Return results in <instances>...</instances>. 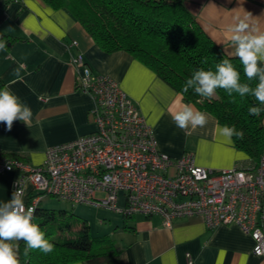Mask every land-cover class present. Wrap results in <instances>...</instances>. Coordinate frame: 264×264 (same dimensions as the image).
<instances>
[{
  "label": "crops",
  "instance_id": "0c3cea01",
  "mask_svg": "<svg viewBox=\"0 0 264 264\" xmlns=\"http://www.w3.org/2000/svg\"><path fill=\"white\" fill-rule=\"evenodd\" d=\"M183 5L228 57H233L229 53L234 48L227 29L237 17L250 13L252 23L264 31V0H183ZM0 41L6 44L0 49L3 89L32 110L27 125L17 120L7 131L0 123V157L17 156L38 166L47 148L94 130L89 114L93 101L77 89L76 70L69 64L71 57L80 54L92 73L118 83L153 129L160 151L172 158L191 152L196 165L214 171L251 167L232 139L219 135L221 125L209 113L202 111L209 116L204 128L179 129L172 114L189 103L129 53H104L66 10L53 9L42 0H0ZM18 176L16 170L0 175V202L10 198ZM96 208L103 209L106 221L96 234L114 241L120 264H187V255L192 264H264V255L252 253L253 240L234 225L210 230L200 216H190L165 226L157 215L125 218ZM13 243L19 246L20 241Z\"/></svg>",
  "mask_w": 264,
  "mask_h": 264
},
{
  "label": "built area",
  "instance_id": "2783aa9c",
  "mask_svg": "<svg viewBox=\"0 0 264 264\" xmlns=\"http://www.w3.org/2000/svg\"><path fill=\"white\" fill-rule=\"evenodd\" d=\"M69 64L77 89L93 101L94 130L47 148L38 166L0 157V175L19 173L12 192L19 185L26 207L36 209L44 196H53L125 218L157 215L165 226L200 216L210 230L238 227L253 240L252 253L264 255V151L247 169H207L188 151L172 158L159 150L153 129L115 80L92 73L80 54Z\"/></svg>",
  "mask_w": 264,
  "mask_h": 264
},
{
  "label": "trees",
  "instance_id": "16d2710c",
  "mask_svg": "<svg viewBox=\"0 0 264 264\" xmlns=\"http://www.w3.org/2000/svg\"><path fill=\"white\" fill-rule=\"evenodd\" d=\"M53 9H63L78 21L104 53L125 51L152 70L179 93L184 102L212 115L221 125L234 126L242 137H231L234 146L256 165L264 151V112L250 115L249 108L264 107L252 95L243 98L217 88L211 98L189 89L186 81L203 68L215 71L222 59H230L240 72L241 83L249 82L238 57L226 56L199 28L183 5V0H42ZM4 83L0 78V89ZM17 160H24L13 156ZM33 223L54 245L47 254L38 249L24 255L26 244L19 243L20 264H120L119 248L109 236H92L89 225L75 226L65 211L36 208Z\"/></svg>",
  "mask_w": 264,
  "mask_h": 264
},
{
  "label": "clouds",
  "instance_id": "9594fccd",
  "mask_svg": "<svg viewBox=\"0 0 264 264\" xmlns=\"http://www.w3.org/2000/svg\"><path fill=\"white\" fill-rule=\"evenodd\" d=\"M227 31L230 33L231 47L234 48L229 56L239 58L247 80H258L256 86L241 83L240 72L230 59H222L215 66V71L203 68L196 70L186 81L183 92L193 89L199 96L211 98L216 89L221 88L229 96L233 92L238 93L241 98L252 95L260 105H264V31L252 23L250 13L243 18L237 17L236 23L229 26ZM5 47L6 44L0 41V49ZM16 75L19 78V72ZM261 112H264V107L249 108L250 115H259ZM31 117L32 110L29 106L23 104L9 89H0V123L6 125L7 131L12 130L14 121L19 120L27 125ZM172 120L181 130L189 127L196 129L204 128L209 123V116L191 104H184L172 114ZM218 133L227 138L233 135L242 137V133L237 132L234 126H221ZM23 195L24 192L18 185L6 202H0V264H20L19 246L14 241L25 242V256L34 249L45 254L53 250L54 245L45 238V233L39 226L33 223L36 209L25 206Z\"/></svg>",
  "mask_w": 264,
  "mask_h": 264
},
{
  "label": "rangeland",
  "instance_id": "374dc122",
  "mask_svg": "<svg viewBox=\"0 0 264 264\" xmlns=\"http://www.w3.org/2000/svg\"><path fill=\"white\" fill-rule=\"evenodd\" d=\"M97 196L100 197L102 195L97 193ZM39 207L54 212L65 211L67 215L71 217V220L76 227L84 222L87 223L89 225L90 233H95L91 234L93 237L94 235L98 237V233H101L99 232V227L104 225L103 222H106L103 218L105 214L103 209L86 204L71 205L70 203L53 196H44ZM97 231L98 233L96 234Z\"/></svg>",
  "mask_w": 264,
  "mask_h": 264
}]
</instances>
